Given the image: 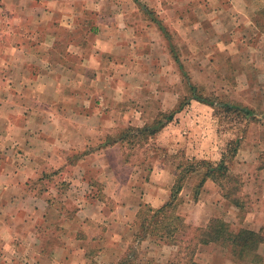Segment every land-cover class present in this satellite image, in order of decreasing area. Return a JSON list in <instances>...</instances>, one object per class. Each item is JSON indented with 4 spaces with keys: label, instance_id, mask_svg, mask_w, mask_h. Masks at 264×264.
I'll list each match as a JSON object with an SVG mask.
<instances>
[{
    "label": "rangeland",
    "instance_id": "374dc122",
    "mask_svg": "<svg viewBox=\"0 0 264 264\" xmlns=\"http://www.w3.org/2000/svg\"><path fill=\"white\" fill-rule=\"evenodd\" d=\"M140 3L162 21L169 40L133 0H78L74 6L83 10L78 24L84 29L62 33V40L66 44L81 41L84 47L77 50L81 56L69 57L62 65L41 62L17 65L2 61L29 50L14 49L17 39L27 41L31 36L29 42H39L52 33L39 28L37 33L14 34L15 25H32L33 17L31 14L22 19L15 17L14 10L26 9L24 1L0 0V93L11 92L17 84H29L28 79L16 80L17 77L9 75L12 68L25 72L34 67L42 71L44 67L58 72L57 67L61 66L81 75L66 79L69 81L64 83L71 89L61 90L58 97L41 96L43 104L52 105L42 112L48 123L47 133L41 130L42 135L48 138L59 130L62 133L67 130L71 135L65 169L32 175L24 186L27 204L47 201L60 212L50 210L42 215L39 207L31 204L38 210L37 219L47 214L46 218L52 221L50 227L44 224L49 229L46 231L42 224H29L22 219L29 216V208L15 209L14 214L24 224L14 230L7 216L11 210H5L7 227L2 233L7 245L0 249V264H47L50 260L54 264H116L129 251L137 254V264L176 263L177 247L158 243L154 238L136 242L139 209L153 208L146 204L147 196L161 203L153 209L161 207L169 200L174 179L188 163L214 162L216 157L220 159L226 143L238 138L236 157L228 164V174L222 183L240 189L242 206L235 209L229 204L222 197L219 184L214 182V186L204 183L197 201H193L194 188L202 173L199 172L187 176L176 200V212L186 215L193 210L190 215H194L193 221L197 223L225 217L234 231L261 225L264 233V0H140ZM117 11L120 16L126 14L123 18L128 22L120 16L113 21L111 14ZM41 22L44 24L45 20ZM90 26L97 28L94 34L89 31ZM116 37L129 47V57L124 54L129 61L126 71L122 70V64L119 66L107 58ZM69 51L74 53L76 49ZM44 52L40 48L38 55ZM67 52V48H57L52 59L56 61L58 54L70 55ZM173 53L190 83L200 87L203 96L246 107L254 112L255 120L245 124L244 134H239L241 128L237 124H219L210 107L190 101L142 149L126 143L111 144L121 131L150 124L159 113L170 112L179 98L188 95ZM93 56L99 62H89ZM28 93L17 97L0 94V154L13 158L14 167H18L19 159L23 161L22 167L29 163L26 143L29 133L37 129L34 116L28 117L33 96ZM64 121L66 125L59 124ZM79 133L83 134L84 145L76 137ZM20 138L25 139V144H17ZM199 199L201 202L197 203ZM58 215L64 217L62 227L58 224L62 229H53ZM10 243L17 244L14 250L18 254L13 253ZM50 251L51 258L47 255ZM222 252L229 258L227 251ZM253 255L247 254L235 263L264 264V245L256 251L257 262L253 263ZM220 260L221 256L216 254L212 264H219ZM194 261L203 263L199 257H194Z\"/></svg>",
    "mask_w": 264,
    "mask_h": 264
},
{
    "label": "crops",
    "instance_id": "0c3cea01",
    "mask_svg": "<svg viewBox=\"0 0 264 264\" xmlns=\"http://www.w3.org/2000/svg\"><path fill=\"white\" fill-rule=\"evenodd\" d=\"M18 1H24L25 4L26 3L27 4H26V9H23L22 11L21 9H17L13 11L15 13V17H20L22 19L23 16L27 14L28 15L31 14V16L33 17L32 18L33 24L29 26H26L23 23H19L18 25H15L14 29L12 30L14 34L16 33V31L18 33L22 31L37 33L39 31L38 30L39 28H42L45 31L51 32L52 34L50 36L47 35L44 40L39 41V42L37 41L29 42V40H32L31 36L28 37L27 41H21L17 39L16 42L18 45L14 44V49L22 51V50H25V48L27 47V49L29 50L25 51L23 55L22 53L17 52V54H15L12 57L3 58L2 59L3 62H6L7 60H9L8 64H17V65L18 64L37 65L40 62L41 64H45V65H54V64L62 65V64L67 63L66 60L69 57L73 58L75 55L79 57L81 56L82 53L77 52L78 49H81L84 47L81 41L75 40L74 42L72 41L66 44V42L62 40V36H63L62 33H67V32L76 33L84 29L83 25L78 24V17L81 18L83 10L78 11L76 9L77 6H74L78 2V0H18ZM80 1L83 2V0H80ZM120 13L121 12L117 11L114 14H111L113 17V21L117 20V17L120 16ZM125 15L126 14L122 13L120 17L123 18ZM41 20H45V23L43 24ZM123 20L128 22L127 19L123 18ZM122 26L124 28L127 27L126 25H122ZM110 27L114 28L112 25H110ZM89 28H90L89 31L93 32V34H94V31L97 30V28H95L94 26L93 27L90 26ZM111 47H112V50L109 51L110 55H108L107 58L113 59L115 63H117L119 66L120 64H122L121 65L122 70L126 71L127 70L126 65L129 64V61L125 58V55L128 56V53H129L128 44L122 43V41L118 40L116 37L115 41H113V44L109 46V48ZM40 48L45 50L44 55H41V54L38 55ZM57 48H64V49L67 48V51L69 52L70 55L61 56L60 54H58V59L56 61L53 60L52 57L55 55V50ZM71 49H76V51L73 53V51H69ZM96 50L100 51L99 49H96ZM160 60L161 59H159V61ZM96 61L99 62L98 57L94 58L93 56L91 57V60L89 62L96 63ZM156 63H157V60H156ZM36 68L37 67H34L33 69H28V70L26 69L25 72L24 71L22 72L20 69L16 70V68H12L11 72L8 71L9 75L12 74L13 76L17 77L16 80L28 79L29 84L28 85L24 84L23 86L17 84L13 88H11V92H8L9 94L6 92L0 93L4 95H11L12 97H17V96H20L21 94L24 95L25 91L30 92L33 96H32V99L29 101L31 102V106H29L28 109H30L31 112L28 113L30 114L28 117L29 119H31V116H34L32 120H35L33 124L37 128L36 130L31 131L29 133L28 142L26 143L27 151L30 152L29 163L25 162L24 163L25 165L22 167L20 165V162H23V161H20L19 159L18 167L17 166L14 167L15 161L13 158H10L8 155L5 156L4 154H0V249L2 246H4V244L7 245V242L4 241L2 232L7 227L4 220L8 217L10 219L8 220V222L11 221L12 227L14 230L16 228L20 229L18 228L19 225L22 226V224H24L23 220L27 219L26 223L34 224V225L42 224V228L46 231H49V229L45 228V225L50 227V224L52 221L46 218L47 214L46 216H43L40 219L36 218L39 216V214H38V210L35 211V208L31 206V204L33 205L34 203L31 202L27 204V202L24 200V196H25L24 186H25V183H27L28 181L27 178L32 175L37 176L39 174L47 173L49 171L50 172L61 171L65 169V165H67L66 158L69 152L71 135L69 136L67 130L65 133H62L61 130H59L58 132H54V135L50 134L48 138L46 137V135L44 136L42 135V133L46 134L47 132L45 131L48 129V123L43 118L42 112H45L46 110H48V108H50L52 105L43 104L41 102V96L47 95V96H57L58 97L61 90H65L67 88L71 89V86L69 84L67 85L64 83V81L65 82L69 81L66 79L79 78L81 77V75H79L78 72L69 70L68 68L63 69L61 66L57 67V69L59 70L58 72L57 70H49L50 68H48V70H45L43 67L42 71L36 70ZM161 72H162V68H161ZM39 120L42 122H39ZM66 123L67 122L64 121L63 123H59V124L64 126L66 125ZM75 123L77 124L78 121H75ZM143 126H139V127L141 128ZM41 130L43 131L42 133H41ZM74 133L76 134V130L74 131ZM76 137L77 138L80 137L81 145H84L83 134L79 133L76 135ZM49 140H50V143L48 142ZM19 143L25 144V139L22 140L20 138L17 144ZM220 159L216 157L214 160L218 162ZM9 161H11V163H9ZM205 183L207 184L206 186H214L212 185L213 181L211 180H206ZM204 190L205 192H207V189H204ZM202 196H205V194H203ZM144 198H145V195H143L142 200L144 201L146 199V204L147 202L150 203V205L153 208L158 207L161 204L160 202H158L159 199L157 200L156 198H153L152 196H147L148 199L147 198L144 199ZM199 202H201L200 199L197 203ZM34 206L39 207L40 209L39 212H42L41 213L42 215L45 213L49 214L50 210H54L57 213L60 212V210H58L57 208H54L52 205L47 203V201L41 202L39 204L38 203L34 204ZM25 207L30 209V211L27 213L29 216L24 215L22 218L23 220H22L21 218L17 217L16 214H14L16 212L14 210L15 209H18V211L20 209L23 210V208ZM198 208H201V206L195 209H198ZM8 209L11 210V213H7L8 217H6L4 216V214H5V210H8ZM221 210L223 212L225 211L224 209H221ZM192 212L193 210L187 212L186 215H180L184 219V222L187 225L189 223L195 227H205L210 221L207 219L203 222L197 223L196 221H193L194 215L193 216L190 215L192 214ZM204 214L206 215V213ZM207 217L210 218L209 216ZM63 219L64 217L62 215H60V217L58 215L55 218V221H54L55 224L53 223L54 227L52 224L53 229H55V227H59V225L61 226ZM221 220L226 221V218L223 217ZM242 229H248V230L255 231V232L262 230L261 225L253 229H249V228H242ZM12 239H15V237H12ZM16 240H18V237ZM10 245L12 247L11 249L13 253L18 254L17 250H14V247L17 244L10 243ZM219 248L220 247L213 245V244L201 245L198 247L195 257H199V259L201 258L203 259V263L200 262L199 264H207L208 259L212 260L209 262V264H212L213 258L216 257V254H219V256H221V260L219 261V264H237L234 261H231L227 256H225V253L222 252L223 249L220 248L219 250ZM223 251L225 252V250ZM41 254H44L43 249H41ZM47 255L49 258L53 257V253H51V251ZM50 261H53V260H50ZM50 261L47 264H54L53 262H50Z\"/></svg>",
    "mask_w": 264,
    "mask_h": 264
},
{
    "label": "trees",
    "instance_id": "16d2710c",
    "mask_svg": "<svg viewBox=\"0 0 264 264\" xmlns=\"http://www.w3.org/2000/svg\"><path fill=\"white\" fill-rule=\"evenodd\" d=\"M133 2L148 21L157 27L163 37L169 40L170 35L156 14L147 7L142 6L139 0H133ZM173 60L179 64V69H181L188 88V95L179 98L176 106L170 112L159 113L150 124L141 128H126L121 131L118 137L111 141V144L126 143L132 147L137 145L140 148L143 144L148 145L149 140H152L172 122L175 115L180 113L190 101L210 107L219 124L226 123L230 126L237 124L241 128L239 134H244L245 124L255 120L254 112L246 107L203 96L202 89L190 83L174 53ZM239 141V138L229 140L218 162L199 160L188 163L189 165L176 176L170 189L169 200L161 207L153 209L143 206L140 208L137 214L138 230L134 236L136 242L140 243L148 238H154L158 243L177 247L176 255L179 260L174 264H196L194 257L198 247L210 244L227 251L231 261L240 262L247 254L252 253L255 257V260L253 257V263L257 262L256 251L261 245H264L262 230L258 232L248 229L234 231L230 229L228 223L221 219H211L205 227H191L176 212V200L182 191L187 176L199 172L202 173L198 185L194 188L193 201H197L198 194L205 181L211 180L219 184L222 197L229 204L234 205L236 208L242 206L239 197L240 189H236L233 185L225 187L222 183L228 174V164L233 161L237 153ZM233 181L236 183L235 180ZM238 187L241 188V185L238 184ZM136 261L137 254L129 251L116 264H137Z\"/></svg>",
    "mask_w": 264,
    "mask_h": 264
}]
</instances>
